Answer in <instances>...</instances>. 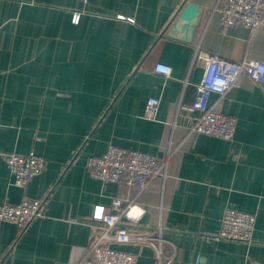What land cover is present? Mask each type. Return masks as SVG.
Here are the masks:
<instances>
[{"label":"crops","instance_id":"crops-1","mask_svg":"<svg viewBox=\"0 0 264 264\" xmlns=\"http://www.w3.org/2000/svg\"><path fill=\"white\" fill-rule=\"evenodd\" d=\"M227 0H0V204L44 198L45 214L25 230L0 221V264H85L98 234L96 205L113 198L144 207L132 234L162 230L170 264H264V85L243 75L209 106L236 117L232 140L191 129V105L203 70L189 72L194 46L223 57L264 60V24L222 30ZM200 6L192 41L171 33L178 11ZM75 10L82 11L78 24ZM127 18H133L130 21ZM172 67L171 76L154 72ZM187 80V81H186ZM150 96L157 120L145 118ZM110 144L155 154L167 176L146 188L92 177L91 156ZM34 150L45 169L26 188L13 182L5 154ZM228 206L254 212L251 242L210 241ZM111 246L158 264L157 244L133 239Z\"/></svg>","mask_w":264,"mask_h":264},{"label":"built area","instance_id":"built-area-1","mask_svg":"<svg viewBox=\"0 0 264 264\" xmlns=\"http://www.w3.org/2000/svg\"><path fill=\"white\" fill-rule=\"evenodd\" d=\"M222 30L230 26L242 25L255 32L264 24V0H227L220 8ZM82 11L75 10L72 21L78 24ZM133 21V18H127ZM196 68L203 70L200 81L195 82L197 95L191 105L179 102V107L199 110L201 114L195 118L192 130L198 133L232 140L235 136L237 120L235 116L213 110L210 97L213 93L224 96L231 88L239 86L241 76L247 75L254 82L264 85V60L244 57L233 60L219 54L205 51L199 43L194 46L193 59L189 72ZM154 72L171 76L172 67L157 64ZM187 81V80H186ZM161 99L150 96L145 106V118L157 120ZM8 166L13 174L15 185L26 188L28 183L45 169L44 156L31 150L28 153L9 152L5 154ZM89 174L103 182H115L128 186H136L144 190L149 180L156 175L167 176L166 166L161 164L155 154L133 148L119 147L110 144L107 151L100 156H91L87 161ZM44 198L25 197L18 203L4 202L0 204V221L16 224L25 230L36 218L45 214ZM134 209H140L132 215ZM99 210V214H97ZM145 208L123 198H113L108 210L104 205H96L92 214L99 232L90 246V254L85 264H136L137 254L111 246L113 241L124 243L133 239L150 241L157 244L158 264H170L176 255V249L165 256L162 244V230L158 226L150 233L132 234L129 225L137 223L145 213ZM256 214L228 206L223 212L220 227L207 232V239L219 241L232 239L245 242L253 240ZM195 264H204L201 254L195 257Z\"/></svg>","mask_w":264,"mask_h":264},{"label":"water","instance_id":"water-1","mask_svg":"<svg viewBox=\"0 0 264 264\" xmlns=\"http://www.w3.org/2000/svg\"><path fill=\"white\" fill-rule=\"evenodd\" d=\"M201 13L199 5L189 2L186 3L177 13V19L171 26V33H177L179 30L184 36H180L184 41H192L196 31L198 18Z\"/></svg>","mask_w":264,"mask_h":264},{"label":"clouds","instance_id":"clouds-1","mask_svg":"<svg viewBox=\"0 0 264 264\" xmlns=\"http://www.w3.org/2000/svg\"><path fill=\"white\" fill-rule=\"evenodd\" d=\"M140 211V209H134L133 212L131 213L132 215H136L138 214V212Z\"/></svg>","mask_w":264,"mask_h":264},{"label":"snow or ice","instance_id":"snow-or-ice-1","mask_svg":"<svg viewBox=\"0 0 264 264\" xmlns=\"http://www.w3.org/2000/svg\"><path fill=\"white\" fill-rule=\"evenodd\" d=\"M97 214H99V210H98Z\"/></svg>","mask_w":264,"mask_h":264}]
</instances>
